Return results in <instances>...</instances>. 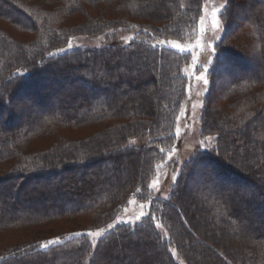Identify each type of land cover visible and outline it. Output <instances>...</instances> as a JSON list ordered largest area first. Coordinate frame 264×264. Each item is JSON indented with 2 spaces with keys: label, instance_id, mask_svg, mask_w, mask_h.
I'll use <instances>...</instances> for the list:
<instances>
[{
  "label": "trees",
  "instance_id": "trees-1",
  "mask_svg": "<svg viewBox=\"0 0 264 264\" xmlns=\"http://www.w3.org/2000/svg\"><path fill=\"white\" fill-rule=\"evenodd\" d=\"M209 1L0 0V118L5 115L0 184L9 181L5 191L18 189L22 198H27L26 185L37 184L40 197L51 201L30 208L0 201V234L28 236L0 245V264H264L259 212L243 209L244 201L223 191L209 171L195 193L186 188L195 183L193 167L206 165L222 180L247 183L236 169L253 178L254 189L257 179L264 184V0L222 1L217 15L222 33L209 54L214 67L205 74L208 88L197 120L200 136L213 141L184 163L166 199L150 197L159 166L181 141L178 123L195 59L188 45ZM93 11L95 16L88 14ZM79 14L86 16L83 23L67 25ZM238 16L249 27L246 43L237 42ZM76 37H103L106 44L56 53ZM168 41L186 46L185 51ZM229 41L249 49L257 66L253 73L234 78V67L244 58ZM223 65L228 67L226 105L213 107L212 93L223 83L215 86L221 78L217 69ZM123 73L144 78L135 84L137 79ZM75 82L82 88L67 92L64 84ZM50 90L60 99L45 108L38 95ZM24 99H32L34 107L22 120L17 109ZM86 128L92 130L89 136L67 135ZM34 141L50 145L35 150ZM56 179L64 185L44 193L41 184ZM257 196L252 202L264 212ZM131 197L149 199L145 216L134 225L115 224L91 240L87 232L116 221ZM76 218H89L93 226L57 235L58 243L46 248L40 245L51 237L29 235L56 220Z\"/></svg>",
  "mask_w": 264,
  "mask_h": 264
},
{
  "label": "rangeland",
  "instance_id": "rangeland-1",
  "mask_svg": "<svg viewBox=\"0 0 264 264\" xmlns=\"http://www.w3.org/2000/svg\"><path fill=\"white\" fill-rule=\"evenodd\" d=\"M222 1L223 0H210L205 5L204 10H203V15H202L204 17L203 23H201V20H200L198 29L193 32V40L191 41V44L188 45L189 49H192L195 52V59H194V64L191 67L192 68V79H191V85H190V94L188 97V101L184 107V112L182 113L179 123H178L179 131H177V133L180 132V128H181V134H182L181 141L178 146V149L176 151L173 150L169 154V160L164 165L159 166L157 170L156 179L152 185L153 193L150 195L151 200L166 199L169 196V194L172 192V188L174 184L177 182V176L179 175L184 163L187 160H189L194 154H196L198 150L207 149V146L209 145V143L213 141L214 137L202 138L199 134V124L197 121L198 112L201 107L202 97L208 88V83L205 84L203 80H199L196 77L199 76L201 72H203V74L205 75L206 72L211 71L214 67V63L212 62V58L211 56H209V54L212 53L213 44L216 42L217 39H219L222 33V30H221V26L219 23L217 27L215 28L213 27V23H212L213 10L220 9ZM88 14L95 16L96 13L93 11V12H88ZM85 17L86 16L84 15L81 16L80 14L72 16L70 18V22H68L67 25H76V24L83 23L85 20ZM217 19H218V16H217ZM242 20H243L242 16H238L237 18H235V23H239L241 25V28L238 30L237 32L238 35L236 37L239 39L237 42L241 41L242 43H246L244 40L249 39L248 37H250V32H249V27L245 23H242L243 22ZM3 26L4 25L0 23V27H3ZM201 28H203V31H201ZM198 40H199V45H197ZM249 40H251V38ZM70 41L72 44L71 48H69L67 44V46L61 48V49H65V51L60 52L58 51L59 50L58 49L56 53L60 54V53H64V52L77 49V48H97V47L104 46L106 44L103 37H94V38L76 37V38L71 39ZM250 42L251 41H249L248 43ZM228 44H230L229 47L239 48L240 49L239 51H241V54L243 55V58H244L242 63H239V62L236 63L237 65L234 67V70H233L234 78H236L240 74L253 73L255 69H257L256 68L257 66H256V62L250 59V56L248 54L249 49H247L245 45L241 47L236 46L238 43L231 44L230 41ZM182 47L185 48L186 46H182ZM204 58L206 59V61L203 62L202 59ZM227 68L228 67L226 65L225 66L223 65L221 68L219 67V69H217L218 74L221 78L217 80L215 79V86L216 85L219 86V83L221 82L223 83H222V86L219 87L221 89H218L216 87L212 93L213 107H216V106L224 107L226 105L223 102L224 98H223L222 91H223V88L225 89L227 85L226 84ZM197 69L199 71H196ZM123 76H125L126 79H128L129 77H131L133 80L137 79L134 81L135 84L138 81H140L141 78H144L143 76L142 77L137 76V75L135 76V74H131L129 76L125 73H123ZM207 80L209 81L208 78ZM66 84H64V86H65V89H67V92H71L74 89H77L80 87L82 88V85L80 84V82H75V83H71L67 85ZM38 96L40 98H45V101H44L45 108L55 107L57 105L58 100L60 99L58 95L54 93L52 94V91L43 92L42 96L41 95H38ZM38 96L34 95V97H38ZM146 97H147V94H146ZM34 101L36 102L35 99ZM134 101H135L134 99H131L132 103ZM22 105L23 106H21L20 109H17V111L23 115L22 120H24V119H27L31 115L29 112L31 109H33L34 103H32V99L30 100L24 99L22 102ZM3 120H5V115L4 117H2V119L0 118V122ZM91 133H92V130L86 128V129L73 131L72 133L67 134V135L70 136L72 139H77L80 137L89 136ZM48 144L50 145V141L47 143V145ZM130 144H134V141H131ZM47 145L44 142H40V141H34L32 144L35 150L45 149ZM220 168H221L220 169L221 171L225 172L226 170L225 166L223 167L220 166ZM7 169L8 167H5L2 170L5 172ZM193 169L195 171V176H196L195 183H192V184L189 183L186 186L190 194L191 192L195 193V188L197 187L198 183L201 181L200 180L201 175L209 171V173L215 174L214 176H212V174L211 176L208 175L209 178L210 179L213 178V180H215V182L219 184V187L223 191L229 194L233 193L236 196L237 201L238 200L242 202L244 201L243 202L244 206H242L243 209L245 210L247 208H250L251 210L253 209V213L259 212L258 214L264 217V212H261V208H260L261 206H258L259 208H257L255 207V204L252 202L255 200L258 192H261L262 194H264V184L261 183V180L257 179L258 181L257 180L254 181L255 183L254 185L259 187L258 189H254V186H251L249 184L250 182H253V178L250 175L247 176L245 173H241L240 171L236 169L234 170L235 172H237V174L241 175L242 177L246 176V180L248 181L247 183H243L241 182V180H238V179L237 180L229 179V181H227L226 179L222 180L218 178V175H217L218 172L214 171V169H212L209 165H206V167L204 168H201V166H196V167H193ZM94 173L95 172H93V174ZM173 177H175V179H173ZM8 183L10 182L7 181L5 183L0 184V201L6 199L7 201H9L10 203H13L17 207H27V208H30L33 206L35 207L39 203L49 204L51 202L48 199H45L44 197H40L41 195L38 194L37 184L35 185L32 183V184L26 185L25 191L28 192L27 194L28 199H27L26 197L22 198L21 196L19 197L18 195H16L18 193V189L14 191L12 190V192L11 191L6 192L5 189H6V186L9 185ZM41 185L43 186V189L46 190L44 193H48L50 192V190H52L57 185L62 186L64 185V183L62 180L56 179L53 181H49L47 183L43 182ZM250 193L253 196L252 195L250 196ZM64 195L65 194H63V196ZM60 198L62 201L59 200V202H63L64 197H60ZM257 200L259 201V203L264 202V197L262 198L261 196L259 197L257 196ZM148 204H149V199H147L145 202H141V201H137L135 198H132V197L129 198L127 206L122 208L121 213L118 215L117 220L111 223V225H115L118 223L134 225L138 223L141 220V218L145 216L146 211H147L146 208H148ZM141 213H143L142 216H141ZM137 216H140L139 220L136 219ZM203 220L206 222H209L207 217L206 218L204 217ZM254 222H256V220H254ZM261 222H264V221H261ZM92 226L93 225L91 224V221L89 218H76L72 220L60 219V220H56L53 223H51L50 226L40 227L39 230L37 229L31 230L32 232H30L29 235L31 237H36L39 239H45V238L51 237L50 239L45 241L47 242V241L57 240V235L68 233L71 231H76V230L88 229ZM255 227L258 228L259 227L258 224H255ZM195 228L199 229V226L196 225ZM103 229L105 230L104 233H106L109 230L108 227L103 228ZM98 230H89L87 233L96 232ZM194 231L197 232L196 230ZM195 232L192 237L195 240H199L198 233H195ZM26 235L27 234L25 232H20V231L18 232L14 231L10 233H1L0 234V237H1L0 245L1 246H11L18 242L21 243L22 241H24L25 237H28ZM90 238L91 240L94 241L99 237L90 236Z\"/></svg>",
  "mask_w": 264,
  "mask_h": 264
},
{
  "label": "snow or ice",
  "instance_id": "snow-or-ice-1",
  "mask_svg": "<svg viewBox=\"0 0 264 264\" xmlns=\"http://www.w3.org/2000/svg\"><path fill=\"white\" fill-rule=\"evenodd\" d=\"M219 11H220V9H214V10H213V21H212V23H213V27H214V28L217 27V25H218V23H219V21H218V19H217V13H218ZM200 20H201V23H203L204 17L201 16ZM201 31H203V28H201ZM159 43L163 44V43H165V42H164V41H160ZM167 43L170 44L172 47L177 48V49L180 50L181 52L185 51V48L182 47L179 43H176L175 41H168ZM197 45H199V40L197 41ZM154 46H155V45H154ZM68 47H69V48L72 47L71 41L68 42ZM58 51L63 52V51H65V49H59ZM213 51H215V49H213ZM196 78L199 79V80H203V82H204L205 84L208 83V80H207V78L205 77V75L203 74V72H201V74H200L199 76H197ZM173 179H175V177H173ZM142 215H143V213H141V216H142ZM136 219L139 220V219H140V216H137ZM158 226H159V225H158ZM112 227H113V225H111V224L108 225V228H109V229H111ZM104 232H105V230H104L103 228H101V229H99V230L96 231V232H90V233H88V235L93 236V237H100ZM58 240H59V238H57V240L47 241V242H45L44 244H42V245H40V246H41L42 248H46V247L49 246V245H52V244L58 243ZM172 252H173V255L176 254L174 249L172 250Z\"/></svg>",
  "mask_w": 264,
  "mask_h": 264
}]
</instances>
